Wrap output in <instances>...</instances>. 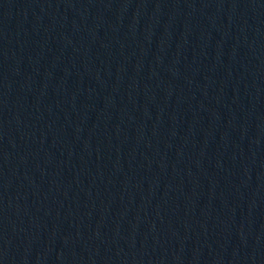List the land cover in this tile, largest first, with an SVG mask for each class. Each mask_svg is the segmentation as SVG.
I'll return each mask as SVG.
<instances>
[{
	"label": "water",
	"instance_id": "1",
	"mask_svg": "<svg viewBox=\"0 0 264 264\" xmlns=\"http://www.w3.org/2000/svg\"><path fill=\"white\" fill-rule=\"evenodd\" d=\"M13 0H0V88Z\"/></svg>",
	"mask_w": 264,
	"mask_h": 264
}]
</instances>
